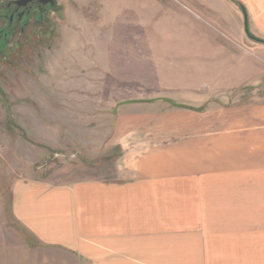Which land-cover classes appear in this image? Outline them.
I'll return each mask as SVG.
<instances>
[{
  "label": "rangeland",
  "instance_id": "rangeland-1",
  "mask_svg": "<svg viewBox=\"0 0 264 264\" xmlns=\"http://www.w3.org/2000/svg\"><path fill=\"white\" fill-rule=\"evenodd\" d=\"M141 1L57 0L39 51L21 41L0 61L4 240L19 233L15 178L116 181L126 157L192 150L203 161L264 124V42L240 6L264 40V0Z\"/></svg>",
  "mask_w": 264,
  "mask_h": 264
},
{
  "label": "crops",
  "instance_id": "crops-1",
  "mask_svg": "<svg viewBox=\"0 0 264 264\" xmlns=\"http://www.w3.org/2000/svg\"><path fill=\"white\" fill-rule=\"evenodd\" d=\"M221 144L126 157L116 181L15 178L0 264H264V124Z\"/></svg>",
  "mask_w": 264,
  "mask_h": 264
},
{
  "label": "flooded vegetation",
  "instance_id": "flooded-vegetation-1",
  "mask_svg": "<svg viewBox=\"0 0 264 264\" xmlns=\"http://www.w3.org/2000/svg\"><path fill=\"white\" fill-rule=\"evenodd\" d=\"M58 12L57 0H30L20 4L13 0L1 1L0 61H9V56L14 50L11 48L12 44L20 47L30 42L34 50L39 51V43L43 37H50L55 33L52 22Z\"/></svg>",
  "mask_w": 264,
  "mask_h": 264
},
{
  "label": "water",
  "instance_id": "water-1",
  "mask_svg": "<svg viewBox=\"0 0 264 264\" xmlns=\"http://www.w3.org/2000/svg\"><path fill=\"white\" fill-rule=\"evenodd\" d=\"M15 3H18L20 4L21 2H26V1H30V0H13ZM43 2H54V0H42ZM241 8H242V11L244 13V25H245V30L247 32V34L250 36V37H253L255 39H260V38H257L255 36H253L250 32V29H249V20H248V13H247V10H246V7L241 4L240 5Z\"/></svg>",
  "mask_w": 264,
  "mask_h": 264
},
{
  "label": "trees",
  "instance_id": "trees-1",
  "mask_svg": "<svg viewBox=\"0 0 264 264\" xmlns=\"http://www.w3.org/2000/svg\"><path fill=\"white\" fill-rule=\"evenodd\" d=\"M0 2H1V1H0ZM257 40H259V41H261V42H264L263 39H257ZM166 100H168L173 106H176V107H179V108H187V109L198 110V111H202V110L205 108V106L198 108V107H194V106H190V105H185V104H181V103H176V102H174V101L171 100V99H166Z\"/></svg>",
  "mask_w": 264,
  "mask_h": 264
}]
</instances>
